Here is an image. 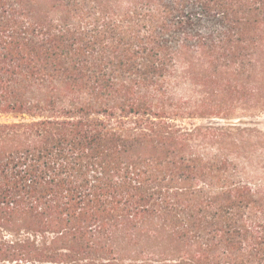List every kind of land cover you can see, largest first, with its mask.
<instances>
[{
  "label": "trees",
  "instance_id": "obj_1",
  "mask_svg": "<svg viewBox=\"0 0 264 264\" xmlns=\"http://www.w3.org/2000/svg\"><path fill=\"white\" fill-rule=\"evenodd\" d=\"M264 0H0V264H264Z\"/></svg>",
  "mask_w": 264,
  "mask_h": 264
},
{
  "label": "rangeland",
  "instance_id": "obj_2",
  "mask_svg": "<svg viewBox=\"0 0 264 264\" xmlns=\"http://www.w3.org/2000/svg\"><path fill=\"white\" fill-rule=\"evenodd\" d=\"M258 121L260 122V123H259L260 126L264 127V115L260 116V117L258 118Z\"/></svg>",
  "mask_w": 264,
  "mask_h": 264
}]
</instances>
